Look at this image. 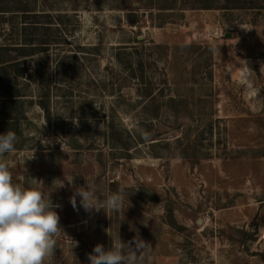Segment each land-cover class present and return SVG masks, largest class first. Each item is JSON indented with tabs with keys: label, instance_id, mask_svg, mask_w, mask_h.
I'll return each mask as SVG.
<instances>
[{
	"label": "rangeland",
	"instance_id": "1",
	"mask_svg": "<svg viewBox=\"0 0 264 264\" xmlns=\"http://www.w3.org/2000/svg\"><path fill=\"white\" fill-rule=\"evenodd\" d=\"M262 64L264 0H0L3 159L60 205L50 264L118 236L138 264H264Z\"/></svg>",
	"mask_w": 264,
	"mask_h": 264
},
{
	"label": "clouds",
	"instance_id": "2",
	"mask_svg": "<svg viewBox=\"0 0 264 264\" xmlns=\"http://www.w3.org/2000/svg\"><path fill=\"white\" fill-rule=\"evenodd\" d=\"M17 140L12 130L0 134V264H50L57 238L64 233L56 211L60 205L53 203L51 194H45L43 181L35 178L27 184L13 181L9 164L3 157L15 151ZM62 187L63 183L58 188ZM81 189H76L70 197L73 208H77L76 197L79 196L80 206L86 212L103 210L107 215L122 208L126 195L120 188L101 199L95 190ZM149 246L138 237L124 242L118 236L112 239L109 248L95 245L87 257L89 264H138Z\"/></svg>",
	"mask_w": 264,
	"mask_h": 264
},
{
	"label": "trees",
	"instance_id": "3",
	"mask_svg": "<svg viewBox=\"0 0 264 264\" xmlns=\"http://www.w3.org/2000/svg\"><path fill=\"white\" fill-rule=\"evenodd\" d=\"M27 8H29V6H27V5H25L24 6V11L25 12H31V11H29V10H27ZM10 61H5V64H7V63H9ZM19 91H17V93H18ZM17 93H7V94H9L7 97L9 98V100L8 101H17V98L19 97V95H16Z\"/></svg>",
	"mask_w": 264,
	"mask_h": 264
}]
</instances>
